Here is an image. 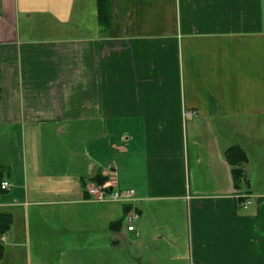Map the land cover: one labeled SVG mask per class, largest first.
<instances>
[{"label": "crops", "instance_id": "0c3cea01", "mask_svg": "<svg viewBox=\"0 0 264 264\" xmlns=\"http://www.w3.org/2000/svg\"><path fill=\"white\" fill-rule=\"evenodd\" d=\"M96 3L0 0V264H264V0Z\"/></svg>", "mask_w": 264, "mask_h": 264}, {"label": "built area", "instance_id": "2783aa9c", "mask_svg": "<svg viewBox=\"0 0 264 264\" xmlns=\"http://www.w3.org/2000/svg\"><path fill=\"white\" fill-rule=\"evenodd\" d=\"M190 115V112H186L183 116L187 119L191 117ZM106 170H108V168ZM9 186V183L7 182L0 183L1 190H7ZM85 192L90 200L96 203H119L121 205H128L132 208L138 201L135 191L118 190V188L106 184L103 186L88 184ZM242 199V202L239 203V208L242 211H245L251 207L252 199L248 196H245ZM134 220H136V214L134 212H132L130 215H127L123 220V222L126 224V230L128 232H133L135 230Z\"/></svg>", "mask_w": 264, "mask_h": 264}, {"label": "trees", "instance_id": "16d2710c", "mask_svg": "<svg viewBox=\"0 0 264 264\" xmlns=\"http://www.w3.org/2000/svg\"><path fill=\"white\" fill-rule=\"evenodd\" d=\"M107 0H97V10H98V21L102 25V23L107 22L109 19V11L106 8V2ZM225 159L228 166L231 167V173H232V179L234 182V185L236 188L239 187L240 183L243 182L245 177V169L244 164H246V156L245 154L237 147L230 148L227 152H225ZM107 181L106 177L103 176H95L90 179L89 182L91 184H95L97 186L103 185ZM2 183V182H0ZM84 183H81L84 186ZM126 209V208H125ZM121 221L119 223V226L121 225ZM12 224V219L8 214H1L0 213V238L5 237V235L8 233L10 229V225ZM115 223L112 224V229L114 228ZM118 226V224H117ZM4 248L0 243V260L3 258V252Z\"/></svg>", "mask_w": 264, "mask_h": 264}, {"label": "rangeland", "instance_id": "374dc122", "mask_svg": "<svg viewBox=\"0 0 264 264\" xmlns=\"http://www.w3.org/2000/svg\"><path fill=\"white\" fill-rule=\"evenodd\" d=\"M112 175H113V173L111 174V176H112ZM107 176H108V174H107ZM108 177H109V176H108ZM111 178H112V177H111ZM109 181H110V180H109ZM109 181H108V178H107V181H106L105 183H103V185H105V184H106V185H110L109 183H107V182H109ZM93 185H95V184H93ZM103 185H100V186H103ZM95 186H97V185H95ZM123 226L126 227V224L124 223Z\"/></svg>", "mask_w": 264, "mask_h": 264}]
</instances>
